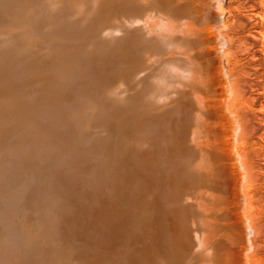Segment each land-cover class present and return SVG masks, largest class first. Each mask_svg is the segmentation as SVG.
<instances>
[{"label": "bare ground", "instance_id": "obj_1", "mask_svg": "<svg viewBox=\"0 0 264 264\" xmlns=\"http://www.w3.org/2000/svg\"><path fill=\"white\" fill-rule=\"evenodd\" d=\"M84 3L82 5V0L81 4H78V0H0L1 135L5 131L3 136H0V264H141L137 260L142 257H145L144 264H149L148 261L152 258L147 255L148 248L145 244L139 245L141 251L136 253L139 255L129 254L132 249L125 239L131 234L133 219L138 223L150 213L153 220L156 216L161 226L163 217L171 223L173 216L180 210L185 223H188L186 217L191 222L197 219L202 224L199 225L200 235L204 224L210 228L208 238L200 239L194 225H191L186 235L182 234L187 236V240L195 248L203 247L201 256L191 255V258H196L197 264L199 259L200 264L239 263V253L242 251H232L236 252V259L239 260L235 263H231L234 260L231 261L229 257V243L225 241H230L225 236L232 234L228 233L227 224L223 220L219 221L220 218H214L212 212L197 208V201L201 197H196V206L192 203L193 196L192 201L189 198V195L198 192L195 188H201L198 186L199 181L198 184L194 183L196 187L190 186V182L198 176L207 178L209 185L203 182L204 185L207 183L203 186L205 188L212 187L211 184L215 182L222 184L218 177L219 172L213 173L212 170V173H208L198 169V175L194 170L197 165L206 167L214 157H218L226 161V169L230 168V162L235 160L231 150V146H234L232 142L220 141L216 147L207 136L213 123L223 124L226 128L225 122L231 124L233 121L227 119L225 99L222 100L226 97L223 83L228 82L226 68H222L224 66L221 56V48L224 45L222 41H225L221 31L225 27L222 24L224 0H115L117 18L106 17L108 14L112 16V9H100V0H85ZM52 34H56V37L50 39ZM103 51L113 71L117 67L122 69L123 63L124 68H129L128 73L117 79V76L109 75L103 70L97 71L100 66H93V61ZM128 60L136 62L137 66L139 64V73ZM71 64L78 65L79 75L83 73L88 76L85 82L75 81L80 77L70 75L72 73L68 72H73L71 68L63 73L66 66ZM108 68L110 69L109 66ZM35 71L41 73L32 77L31 74ZM71 79L75 85L70 83ZM78 91L80 97L94 93L95 99L107 104L105 123L81 130L66 127L65 117H60L61 121H64L63 125L57 123L59 118L53 122L57 118L53 113L57 110L53 111L52 107L57 101L54 100L56 103L52 102L54 105L47 109L43 108L45 100L42 101L43 104L40 102L44 96L53 97L56 93L64 94V97L75 94L77 98ZM15 92L17 95L13 94ZM58 96L62 98L61 95ZM126 96L138 102L141 111L149 103L156 104L152 105L154 111L143 112L141 118L136 116L132 120L124 119L119 137L112 134V129L117 128L116 111L129 103L125 102ZM61 100L65 99L58 102ZM64 102L66 103V100ZM60 105L57 107L60 108L63 104ZM46 107H50V104ZM226 107V110L231 112L229 115L238 118L232 101L227 100ZM44 109H51L53 113L50 114L54 115L55 119H50V116L48 119L52 121L48 120ZM28 111L36 118L32 119L34 123L31 120L20 121V116H24L22 113L30 117ZM30 122L32 127L28 130L26 125ZM21 123H25V132ZM229 132L231 133V130ZM230 133L229 136L232 135ZM227 135L224 137H228ZM221 136L223 137V134L219 140H222ZM200 137L199 142L192 143ZM114 138L121 141L114 147L116 149L111 148ZM229 139L231 141V138ZM4 144L6 148L1 149ZM116 152L119 158L114 155ZM235 153L237 158L242 159L238 145H235ZM240 163L243 167L246 162L240 160ZM66 164L69 168L65 167ZM219 164L218 167L221 168V163ZM80 168H86L87 174L80 172ZM50 170H55L57 175L50 173ZM222 171L221 173L224 172ZM32 172L33 175L29 176ZM67 172L69 173L60 175ZM229 173L227 171L228 175ZM221 176L226 178L225 174ZM45 177L49 178L48 185L43 182ZM22 178L24 180L19 181ZM226 180H223V183ZM147 182L156 185L154 196L152 197L151 192L147 198L150 202L152 198L154 209L146 210L139 199L140 202L135 208L133 205L132 209L131 204L137 198H132L135 196L133 193H136L138 187L141 194L146 192H143V189ZM227 182L228 186L229 180ZM17 183L24 187L19 186L15 190ZM236 184L240 186V183ZM236 184L235 189L238 188ZM67 187H72V190L63 201L70 203L74 208L82 205L91 209L96 213L91 214L93 220L87 217L74 218L67 214V210H60L57 214L52 210L53 197L63 195V190ZM221 187L220 185L219 188ZM49 189L51 191L46 204L45 193ZM220 190L223 192L224 189ZM200 192L202 194L198 195L203 197L204 192ZM118 198H121L122 202H128V212L124 211V214L120 215L126 219L122 222L123 229L117 221L114 208ZM223 198L220 204L222 201L224 203ZM217 199L215 201L211 198L209 201L216 206ZM206 200L203 202H207ZM226 204H222V207L219 205L218 208L222 210ZM108 209L110 214L107 215L105 212ZM238 213L240 212H237V216H242ZM244 215L246 217L247 214ZM248 217L251 219V216ZM236 220L235 222L238 221ZM210 221L212 224H208ZM239 226L241 229L242 225ZM243 229L245 228H242V231ZM100 231L105 232L103 237L97 235ZM213 231L215 233L211 235ZM239 232L237 234L244 237V231ZM169 235L162 233V244L156 252L170 242ZM75 243L82 246L88 243L93 245V248L81 249ZM243 248L244 246L241 249ZM166 254L172 255L169 251ZM124 255H128L125 260ZM154 262L165 264L157 260Z\"/></svg>", "mask_w": 264, "mask_h": 264}, {"label": "rangeland", "instance_id": "obj_2", "mask_svg": "<svg viewBox=\"0 0 264 264\" xmlns=\"http://www.w3.org/2000/svg\"><path fill=\"white\" fill-rule=\"evenodd\" d=\"M84 1L85 0H82V3H83L82 5L85 4ZM86 2H89V0H86ZM78 4H81V0H78ZM224 6H225V12H224L223 18H222L224 23L222 22V24L225 27L222 28L221 31L224 34L223 39H225V41H224V43L222 41V44H224V45L221 44L223 46L221 48L222 52H223V54L221 56H222V66H224L222 68H224V70L226 68V71L228 74V80H227L228 82L223 83V85H225V90H226L225 96L227 98L226 97L222 98V100H224V99L226 100V102L224 100V104H226V105H224V107H225V114L228 116L227 119L229 118L228 119L229 121H231V120H233V121H231V124L225 122V124H227L226 128L223 126V124L221 125L219 123H217V124L213 123L212 129H210L211 131L209 130L208 135H207L211 140L209 138H207V139H209L210 142L213 141V143L216 144V147L219 145L218 143L220 141H224V140L228 141L229 140L228 141L229 143L232 142L231 144L232 145L234 144V146H231V147H233V149H231V147H230V149L233 151L234 159L235 160L237 159L238 162L235 161L234 159H233L234 161L230 162V168L231 169L228 167L230 170H232V168L235 166L233 168L234 170H232L233 171L232 174L228 168H226V169L224 168V166H226L225 165L226 161H223L222 159L220 160V159H218V157H214V159L212 161L213 164L211 162V164L207 165L206 167H202L201 164L197 165L196 166L197 170L194 169L195 171H197L196 172L197 174H198V169H199V171L202 170V171H206L208 173L219 172L221 175L225 174L227 179H228V177H230V175H231V177L228 179L229 185L227 186L226 184H228V182H227L228 180H226V178L224 176H221L219 174L218 177H220V179H221L220 181L223 185L220 183L219 184L222 187L219 188L220 185H218V183L215 182V184L214 183L211 184V185H213L212 187L208 186L205 188L203 186H205L208 183L207 178H205V177L200 178L201 176H198V178H197L198 180L196 179L197 181L193 180L192 182H190V186L194 187L195 186L194 183L198 184L200 182L198 184V186L200 185L199 187H201V188H200V190L198 188H195L196 190H198V192L196 191V194H194L195 196L189 195V198L191 201L193 199V201H192V203L194 202L193 204L198 202L197 208L206 210V212H208V211L210 213L212 212L214 218H217V219L220 218V220L219 219L218 220L219 221L223 220L227 224V227H229L228 233H231L232 235L231 234L230 235L233 238H236V239H233L231 236H229V237L225 236L226 239L229 238L228 241H230V242L225 241V243H229V247H227V249L231 254H229V252H228V254L231 255V256H229L231 258V261L234 260L231 263H233V262L235 263V262L241 260L239 262L240 264H242V263L243 264L244 263H247V264H264V0H224ZM102 8L112 9V12H111L112 16L108 14V16H106V17H116L117 18V14L115 12V10H117V4L115 5V0H100V9H102ZM76 9H78V8H76ZM94 14H95V12H94ZM220 34H219V37L221 36ZM55 35L56 34L50 35L49 36L50 39H52L53 37H56ZM56 46H55V49H56ZM225 48H226V50H225ZM122 49L119 48V50H122ZM102 50H104V49H102ZM128 62L130 64L134 65V67L137 69L138 73L140 72V68H138L139 64L137 66L136 62H133L132 60L131 61L128 60ZM77 66H78L77 64H74V65L71 64L69 66H66L67 68L64 69L63 73L66 70H68V68L69 69L71 68V69H73V72L75 71V73L68 72V71L67 72L72 73L70 75L80 77L79 79H77L75 81L81 82L84 80L83 82H85L88 76L86 74H83V73H81V75H79L78 73H80V72H79V68H77ZM93 66H95L96 68L98 66H100V68L97 71L103 70L106 73H108L109 75H112L115 77L117 76V79L120 78L124 73H128V69H129V68L128 69L124 68L123 67L124 64L122 63V65H121L122 69H118V67L116 66L117 69H115L113 71V67L106 60V56L104 54V51H103V53L101 52V53H99V55L96 56V59L93 61ZM108 66L110 67V69L108 68ZM228 71H230V73H231L230 75H229ZM39 73H41V72L35 71L33 74H31V76L32 77L38 76ZM73 81L74 80L71 79L70 83L75 85L76 83ZM13 94L17 95L16 92ZM56 94H54L53 97L52 96H50V97L44 96V98H41V100H40L41 104L46 102L44 104L45 106L43 105V108H45V109L51 108V106L53 104L52 102L56 103L55 101H57V103L55 105L53 104L57 109L54 106L52 107L53 111L57 110V111H55L57 114H55V112L53 113V111L51 112L50 111L51 109H49L47 111L44 109L46 111V116L48 115L47 119L50 116H51L50 119L52 118V120L57 117L55 119V121L53 120V122H56L57 120L60 119V121L59 122L57 121V123H60V124L62 123V125H63L64 121H65L64 125L66 127H73L75 129L81 130V129H87V128L90 129L92 127H98V126L102 125V123L104 122V119L107 118V117H105L106 114L108 113V110H107L108 108H106L107 104L103 103L102 101H99L98 99H95L94 93H93V95H90V96L87 94H84L83 97L82 96L80 97L79 91H78L77 98L75 97V94H70L67 97H64L63 96L64 94H57V96L58 95L62 96V98H60V96H58L59 99L57 98ZM45 98H47V99L49 98V100H47ZM50 98L52 99V101H50ZM56 98L59 101H60V99L64 98L66 100V103L64 102L65 100L64 101L61 100V102H58V100H56ZM43 100H45V101H43ZM46 100L51 102V103H49L50 107H46L49 105ZM227 100L232 101V106L234 105V110H235V112L237 111V117L239 119L236 118L235 115L234 116H231L232 114L229 115L231 112L226 110L227 109V107H226L227 106ZM42 101H43V103H42ZM125 102H129V103H127L126 107L121 106L116 111L115 124H116L117 128L112 129V130H114L112 132V134H116L119 137H121L120 131H121L122 121L124 119L129 118L130 120H132L133 117H136V116H139L141 118L140 115L143 112L148 113L150 111H154V107L152 105L156 104V103L155 104L149 103V104H147L146 108L143 111H141L139 103L135 102V100L133 98H130V97L128 98L126 96ZM58 103H60V104L62 103L63 104L62 107L64 105H66L65 108L64 107H63V109H62V107L58 108L57 106H61ZM228 108L230 111H232V109L229 106H228ZM61 110L63 112H61ZM64 110H65V112H64ZM155 112H157V111H155ZM25 113H26V111H25ZM50 113H53L55 115V118H53L54 115L52 116V114H50ZM60 113H62V114H60ZM0 114H2V113H0ZM28 114H31V113L29 112ZM58 114L60 116H56ZM63 114H66V115L62 116ZM22 115L25 116L26 114L22 113ZM32 115L33 114H31L30 117H28L29 115L28 116L26 115L25 117L20 116V117H22V120H20V117H19V118H17V121L18 122H19V120L21 122H24V121L26 122V120H27V122L30 120L32 121V119L35 118L34 115L33 116ZM23 117H24V120H23ZM26 117H27V119H26ZM60 117H63V118L65 117L63 122L61 121ZM50 119H48V120H50ZM35 120H36V118H35ZM52 120H50V121H52ZM89 121H90V123H89ZM32 122L27 123L26 126L28 127V130H29V128L32 127ZM21 124L24 125L25 123H21ZM214 124H216L215 128H214V126H215ZM217 125L218 126L220 125L219 129L217 128L218 127ZM221 126H222V128H225V129H222V128L220 129ZM21 128H24V130H23L24 132H25V130H27L25 125L22 126ZM216 128H217V130H215ZM222 130H223V132H221ZM230 130H231V133L229 132ZM212 131H215L216 133H214ZM220 132L223 134V137L221 136L222 140H219L220 135H222ZM228 132L230 133V135L232 134L233 136L232 135H231L232 137L229 136ZM1 133H2V131H1ZM1 133H0V136H3L5 131L3 132L2 135H1ZM216 134L218 135V137ZM226 134H228L227 135L228 137L225 136L226 137L225 138L224 135H226ZM214 138H216L217 141L214 140ZM229 138H231V141ZM232 138L235 142L232 140ZM200 139H201V137L196 138L195 140L192 141V143L199 142L198 140H200ZM120 142L121 141H117V138L112 139L113 145L111 146V148L116 149L114 147L118 146V144H120ZM4 145H3V147H1V149L6 148V145H5V147H4ZM235 145L239 146V149L241 151V156L243 155V157H245V158H243V157H242V159L237 158L238 156L235 153ZM113 152H115V150H113ZM114 155H116L119 158L117 152ZM215 159H216V162H215ZM217 160L220 161V162L219 161L218 162L221 163V168H220V166L218 167L219 163L217 162ZM240 160H242L243 162L244 161L246 162V163H244L245 166L242 167ZM235 162L239 163L240 166H239V164L237 165V163H235ZM112 163L116 164V162H112ZM233 164H236V165L233 166ZM65 167L69 168V165L66 164ZM216 168H218L217 170H219V171H217ZM221 169L222 170L224 169L223 171L225 173ZM236 169H238V170L235 171ZM31 170H35V169H31ZM66 170H68V169H66ZM56 171L58 172V168ZM221 171L224 174L221 173ZM227 171L230 172L229 175L227 174ZM80 172L87 174L86 168H80ZM237 172L239 173L238 175H240L239 177L237 175ZM50 173H52V174L54 173L57 175L55 170H50ZM68 173L69 172L64 173V174H60V175L62 176V175L68 174ZM31 174L33 175V172L30 173L29 176H31ZM232 176H233V178H232ZM236 176H237V178H240V180L235 178ZM231 178H232V180H231ZM23 180L24 179L22 178L19 181H23ZM223 180H226V181H224L225 183H223ZM48 181H49V178L45 177L43 182H46V184L48 185ZM129 181H130V179H129ZM232 181H233V183H232ZM203 182L204 183L207 182V183L204 185ZM21 183H23V182H21ZM24 183H25V181H24ZM236 183H238V184L240 183V186H243V185L244 186L242 188L239 186L240 187L239 188ZM232 184H233V186H232ZM235 184H236V187H238L236 189H238L240 193L235 189ZM208 185H209V183H208ZM19 186L22 187L21 184L18 185V183H17V185L14 187L15 190H17L16 187L18 188ZM88 186H90V185H88ZM90 187L93 188L92 186H90ZM155 187H156L155 183H151V182L145 183V185H144L145 189H143V192L144 191H146V192H144L142 194L140 193L141 191L138 187L135 190L136 193H133L135 196L132 195V196H134L132 198H135V197H137V198H135V200L132 202L131 208L133 209V205L135 208L137 206V204L141 201V204L146 207V210L152 211L154 209L152 198L150 196L151 202L147 198L149 197L151 192H152V194H151L152 197L154 196L153 190L155 189ZM226 187H228V188H226ZM222 188L224 189L223 192H222V190H220ZM229 188L231 190H234L235 192L234 191L231 192V190H229ZM225 189L226 190L228 189L229 191L228 190L225 191ZM241 189H242V191H241ZM71 190H72V187L71 188L67 187L63 190V192H64L63 195L58 196V197H53V199H52V206H53L52 210L54 209L56 214L60 210H67V214L72 215L74 218L87 217V219L93 220V216L91 214L96 215V213H94V211H92L91 209H86L82 205L74 208L70 205V203L63 201L64 198L66 199L68 194H70ZM201 190H202V192H204L203 197L201 195L202 193L200 192ZM206 190H208V191H206ZM210 190H211V193H210ZM219 190H220V192H219ZM50 191H51V189H49V191H47L45 193V196L47 198L46 204H47V200H48L49 195H50ZM137 191H139V192H137ZM236 191H237L238 195L236 194ZM207 192L210 195H208ZM229 192L231 193V195ZM241 192H243V193H241ZM198 193H201V194H199L201 196H199ZM213 193H214V195H213ZM222 193H225V194L222 195ZM137 194L139 195V197ZM234 194H236L237 197ZM243 194H245V195H243ZM142 195H144L145 198ZM218 195L222 198L224 196H226L223 198V200L224 199L225 200H224V203L222 201V204H226L228 202L227 203L228 205L227 204L223 205L224 207L221 208L222 210H220L218 208L219 205H220V207H222V204H220L222 198H220ZM228 195H230L229 196L230 200L228 198ZM242 195L244 196V198ZM216 196L218 199L216 198ZM191 197H192V199H191ZM196 197H197V199L201 197V199L200 200L198 199V201L195 202V200H197ZM235 197H236V199H234ZM211 198H214L215 201L217 199V202H216L217 204L215 203L216 206L218 205L217 207L213 206L212 203L209 201V199H211ZM238 198H240V199H238ZM204 199L205 200L208 199V201L206 200L208 203L207 202L204 203L203 202ZM137 200H138V202H136ZM146 200H147V202H146ZM236 200L239 201V203ZM200 201H202V202L200 203ZM246 201H247V203H246ZM218 202H219V204H218ZM233 202H234V204H233ZM116 203L117 204L114 208H115L116 213H117V221H119V223L121 224V229H123L122 222H125L126 219L121 217L120 215L121 214L123 215L124 211L128 212V211H126V209L128 207V202H122V199L118 198L116 200ZM150 203H151L153 208L151 207ZM232 204L235 205V207L242 204L240 206L241 209H240V207L235 208ZM203 205H204V208H203ZM195 206H196V204H195ZM226 207H228L229 209H226ZM230 208H231L232 214H231ZM215 209H217L219 214L217 213V211L215 212ZM223 209H224V211L227 210L225 212V214H224ZM233 211H234V213H233ZM243 211H245L246 213H244ZM214 212L216 213L217 216L215 215ZM227 212H228V214H227ZM237 212H240V213L242 212V214L238 213V215H242V216H237ZM248 212H250V213H248ZM116 213H115V217H116ZM105 214H107V215L110 214V209H108L105 212ZM212 214H210V215H212ZM244 214H247L246 217ZM229 215H230V217H229ZM235 215L237 217H234ZM248 215L251 216V219H249L250 217H248ZM247 217H248V219H244ZM241 218H243V220ZM185 220L188 223H185L183 221L182 210H180L175 215V217L173 216V220L171 223H169V219L163 217V223L161 226L158 223L156 216L153 220V217L150 213L148 215L144 216L138 223L133 219L132 228L130 230L131 234L125 239L129 243V246L132 249L131 251L133 252V253L129 252V254L139 255V254H136L137 251H141L139 245L145 244L146 247L148 248L147 255H149L154 261L157 260V261L163 262L165 264H169L170 262L175 263V264H197L198 262H197L196 258H194V259L191 258V255L195 256V254H198L199 256H201L204 249H203V247H200V249H197V247L195 248V246H193L192 243H190L187 240L188 239V238H186L187 236L184 237V236H182V234L186 235L187 231L190 230L191 225H194V227L197 230L198 237L200 239L202 237L208 238L210 228L206 224H204L203 228H202L201 235H200L199 225H202V224L197 219H194L191 222V220H189V218L187 219L185 217ZM211 220L213 221L212 217H211ZM235 220L237 222H235ZM212 221H210L211 223L208 222V224H212ZM242 221H244V222H242ZM249 221L251 223H249ZM236 223H238V225H236ZM243 224H244V226H243ZM249 224H250V226H249ZM230 225H232V226H230ZM239 225H242L241 227L245 228L247 230L246 231L245 229H243V231L245 233L244 237L238 235L240 233L239 232L240 230H241V232H243L242 228L241 229L239 228L240 227ZM237 226H238V228H235ZM35 228H36V225H35ZM238 229H240V230L238 231ZM235 231H236V234L238 232L239 233L236 235ZM233 232H234V234H233ZM162 233H164L165 236L170 234L169 235L170 242L166 243L165 246H162L160 251L156 252L157 248L160 247L162 244V242H161ZM214 233H215V231H213V233H211V235H213ZM246 233H247L248 237H246ZM250 233H251V235H250ZM97 235L103 237L105 235V232L100 231ZM233 235H235V237ZM242 235H243V233H242ZM241 238H243V240ZM231 239H233V240L231 241ZM241 241H243L244 244H243V242L241 244ZM136 243H138V244H136ZM75 244L77 245V247H79L81 249L86 248L88 250V249L93 248V245H90L88 243L86 244V246L78 245L80 243H75ZM240 246H241V248H242V246H244V248L241 249ZM168 251L171 252L172 255H167L166 253H168ZM232 251H237L238 253L242 251L241 253H239L240 254L239 257H241V259L240 258H239V260L236 259V252H232ZM243 253H244V255H243ZM241 254L244 258L241 256ZM189 255H190V257H189ZM115 256H117V255H115ZM126 256H128V255L123 256L124 260H125ZM176 256H177V259H176ZM129 257H130V255H129ZM130 259H131V257H130ZM152 259H149V261H148L149 264H155V262ZM189 259H190V261H189ZM144 261H145V257H142L141 259L137 260V262H140L141 264H144L145 263ZM137 262H135V263H137ZM200 263L201 262L199 259V264ZM239 263H237V264H239Z\"/></svg>", "mask_w": 264, "mask_h": 264}]
</instances>
